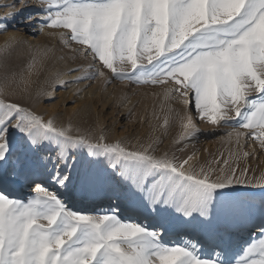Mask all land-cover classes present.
<instances>
[{
	"label": "snow or ice",
	"instance_id": "6c2138e0",
	"mask_svg": "<svg viewBox=\"0 0 264 264\" xmlns=\"http://www.w3.org/2000/svg\"><path fill=\"white\" fill-rule=\"evenodd\" d=\"M19 2L30 7L28 0ZM31 4L37 10L24 19L37 20L41 32L63 30L49 34L79 45L74 52L98 61L77 81L107 79V70L138 85L171 84L164 88L165 100L178 93L200 120L231 128L227 135L237 144L248 135L264 148V0ZM17 15L9 11L0 30L7 31ZM4 95L0 88V185L22 180L35 195L12 198L0 187V264H264V228L224 259L198 241H166V233L122 217L118 207L93 214L69 205L76 195H94L107 179L106 170L81 164L77 154L85 150L89 157L106 159L157 214L173 210L177 219L188 218L184 223L208 221L219 190L245 183L233 178L234 169L225 174L221 168L213 180L203 168L186 167L191 157L178 163L167 153L155 156L151 145L130 151L104 143L103 135L93 142L78 129L73 135L71 125L57 126L20 103L6 102ZM170 118L171 109L165 126ZM184 127L197 131L191 117ZM44 146L51 151L41 157Z\"/></svg>",
	"mask_w": 264,
	"mask_h": 264
},
{
	"label": "rangeland",
	"instance_id": "374dc122",
	"mask_svg": "<svg viewBox=\"0 0 264 264\" xmlns=\"http://www.w3.org/2000/svg\"><path fill=\"white\" fill-rule=\"evenodd\" d=\"M28 2L30 7L22 8L19 0H0V22L4 21L9 11L18 13L15 23L7 31L0 30V88L4 89L6 102L20 103L43 116L45 121L53 120L57 126L71 125L73 135L78 134L75 131L78 129L80 134L92 137L93 142H98L103 135L104 143H120L130 151L151 145L149 151L157 157L167 153L178 163L191 157L186 167L197 171L203 168L213 180L223 168L225 174L234 169L233 178L245 181L219 190L222 195L215 202L208 221L203 224L198 221L184 223L183 220L188 218L177 219L179 214L173 210L157 214L151 206H147V201L129 190L120 172L111 168L106 159L89 157L85 150L77 154L83 166L106 170L107 179L100 186L101 192L96 202L109 197L132 209L144 211L149 217H157L159 224L170 230H197L205 239L206 245L203 247L207 252L209 247H216L220 253L229 249L237 243L232 242L236 230L264 219V148L257 140L246 135L237 144L234 135H227L232 132L231 128L213 125L206 120L202 131H198L194 119L191 122L197 131L193 132L191 127L185 128L188 120L183 117L182 98L175 92L167 100L163 95L165 87H174L171 84L138 85L115 79L107 70V79L82 78L77 81V77L85 75L83 69L92 71L90 66L98 65V61H93L91 56L85 59L74 52L73 49L79 48V45L72 42L66 45L59 35L49 34L63 30L45 29L41 32L37 20L24 19L29 11L38 7L31 4V0ZM25 43L30 44L32 50L27 51ZM30 64L33 65L31 74L28 71ZM74 69L80 71H72ZM87 92L91 97L82 99L81 95ZM85 102L98 122L96 126L87 127L77 120V114ZM169 109L171 118L165 126L164 118L169 114ZM190 112L196 115L191 106ZM50 151L44 146L39 155L43 157ZM224 160H228V165H224ZM10 184L19 186L23 191L29 186L22 180ZM30 197L26 194L21 199ZM86 212L95 214V209ZM257 226H251L248 231ZM169 238L165 236L166 241ZM234 249L236 253L241 250L239 246ZM236 253L224 259L232 258Z\"/></svg>",
	"mask_w": 264,
	"mask_h": 264
},
{
	"label": "bare ground",
	"instance_id": "6f19581e",
	"mask_svg": "<svg viewBox=\"0 0 264 264\" xmlns=\"http://www.w3.org/2000/svg\"><path fill=\"white\" fill-rule=\"evenodd\" d=\"M24 47L27 51L32 50L30 44H24ZM91 96L93 97V93H91ZM89 93H85L84 95H81L82 99H89ZM79 95V96H80ZM85 106L80 109V111L77 114V120H79L80 123L84 124L85 126H92L96 123H98L93 117L92 110L87 102L84 104ZM183 117L188 120V117H191V119H194L196 122V126L198 127V131H202L204 129V120H200L196 115L194 116L193 113L190 112V105H184L183 107ZM197 119L199 120L197 122ZM200 123V124H199ZM90 134V133H89ZM48 147V146H45ZM49 148V147H48ZM50 149V148H49ZM0 187H3V190L7 192L10 197L12 198H23L24 195L28 194L29 196L35 195L34 189L30 186L26 188V191H23L22 188L19 186H11L10 182L4 185H0ZM63 191V190H61ZM101 187L97 190V192L87 198H82L79 195L74 196L69 203L73 205L75 209H79L82 211H89L91 209H95V212L105 211L111 208H119L120 215L124 216L125 218H131L133 220H138L141 223L148 224L150 226H156L159 230H161L163 233H166L165 236H169V242L171 241H182V240H192L193 242L198 241L202 246L206 245L205 239L201 234L197 232V230L189 231L184 228H177V229H168L164 225L159 224V219L157 217H149L148 214L144 213V211L136 210L130 208L127 204L118 201V200H112L108 198L102 199L100 202H96V197L100 194ZM258 225L257 227H253L252 230L248 231L249 228L253 225ZM160 225V226H159ZM264 228V219H260L258 222H252L249 223L247 226H244L242 229L236 230V234L234 235L233 244L236 243L234 246L230 247L229 249L221 252L222 258L230 257L232 254L236 253L234 252L236 247L239 246V249H241L243 246H246L253 238H258L261 234V229ZM208 252H211L213 255L216 252L220 253V250H218L216 247H209ZM234 252V253H233Z\"/></svg>",
	"mask_w": 264,
	"mask_h": 264
}]
</instances>
